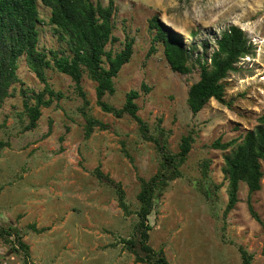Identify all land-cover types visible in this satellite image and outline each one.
I'll list each match as a JSON object with an SVG mask.
<instances>
[{
  "label": "rangeland",
  "instance_id": "rangeland-1",
  "mask_svg": "<svg viewBox=\"0 0 264 264\" xmlns=\"http://www.w3.org/2000/svg\"><path fill=\"white\" fill-rule=\"evenodd\" d=\"M114 2L117 40L106 49L119 50L126 35L135 43L132 57L113 79L115 92L106 93L104 100L120 107L125 94L136 89L138 115L154 139L176 152L183 135L194 138L180 176L154 199L147 244L160 250L168 264H243L239 247L251 255V264H264V230L247 202L249 195L264 221V163L260 188L248 194L240 182L238 201L225 212L227 179L222 167L229 149L210 146L215 140L239 142L264 113V0ZM38 12V48L49 58L50 51L68 55L66 43L52 32L50 9L39 3ZM153 15L182 37L190 51L189 73L171 70L159 42L156 51L146 55L151 44L148 19ZM229 25L243 30L251 54L240 58L224 79L226 103L210 99L192 114L186 98L190 84L199 78L196 58L209 64L216 38ZM17 74L21 81L10 86L11 96L0 106V226L12 233L9 240L0 239V264H24L16 235L27 244L28 264H154L137 260L134 252L143 255L136 229L138 177L148 179L161 162L154 141L142 138L129 115L117 118L101 110L96 82L83 73L85 111L110 127L96 126L86 137L83 97L70 76L53 67L44 69L45 79L62 97L41 105L35 126L26 129L27 107L43 93L44 83L24 56L17 61ZM207 159L203 177L201 163ZM97 168L113 184L98 178Z\"/></svg>",
  "mask_w": 264,
  "mask_h": 264
},
{
  "label": "trees",
  "instance_id": "trees-1",
  "mask_svg": "<svg viewBox=\"0 0 264 264\" xmlns=\"http://www.w3.org/2000/svg\"><path fill=\"white\" fill-rule=\"evenodd\" d=\"M38 2L50 9L49 23L53 27L52 32L59 40L66 43L68 55L50 51L52 56L49 58L44 50L38 48L40 23ZM116 9L114 0H107L106 4L101 0H0V106L6 97L11 96L10 86L21 81L17 74V61L19 57L24 56L29 69L44 83L42 92L48 94L47 99H43V93L36 94L35 103L27 107L29 123L25 128L30 129L35 126L41 114L39 109L41 105L48 106L52 98L62 97V92L54 91L45 79L44 69L53 67L58 72L70 76L83 97L84 105L81 112L86 120L85 136L88 137L96 126L110 129L107 124L89 116L85 111L88 101L81 86L83 73L95 81L96 103L101 110L117 118L125 114L129 115L138 124L142 138L154 141L161 154V162L156 173L148 179L138 177L140 190L137 198L140 205L137 211L139 221L136 229L139 233L138 248L143 255L138 251L134 250V252L139 261L168 264L160 250L155 252L147 244L148 231L151 229L147 218L153 209L155 197L159 196L169 181L180 176L179 168L185 162L194 138L191 133L183 135L176 152H171L165 143L154 139L149 134L147 122L138 115L136 99L139 93L136 89H131L125 94V100L120 107L104 100L103 96L106 93L115 92L113 79L134 52L135 39L127 35L119 50L113 52L111 49H106L108 43L117 40L113 34V17ZM148 29L151 33V44L146 55L153 54L156 51L155 44L159 42L162 44L163 55L171 70L181 74L189 73L190 51L184 47L182 37L160 21L157 15L148 19ZM249 54H251V43L243 30L237 25H229L216 38V49L210 56L209 64L201 61L199 57L196 58L200 68L199 78L190 84L186 98L192 114L198 113L210 99L226 103L224 79L228 72L236 69L237 61ZM142 87L145 91L149 90L145 84ZM210 146L221 150L229 149L228 153H224L222 167L227 179L228 200L225 212H228L238 201L240 182L246 184L248 194L260 188L263 175L261 167L264 163V113L257 117V123L244 133L239 142L236 139L226 142L215 140ZM209 162L210 160L207 159L201 163L203 177L207 176ZM95 174L98 178H105L113 184L98 168ZM120 197L122 199V195ZM247 202L250 215L264 230V221L254 210L249 195ZM121 204L124 206L122 201ZM10 235L12 233L8 228L0 226V239L7 241ZM128 242L133 248L131 240ZM15 244L24 251V264H28L25 261L28 256L27 244L18 235ZM239 250L243 264H251V255L242 247H239Z\"/></svg>",
  "mask_w": 264,
  "mask_h": 264
}]
</instances>
